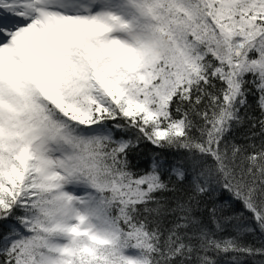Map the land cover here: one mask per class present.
<instances>
[{
  "label": "snow or ice",
  "instance_id": "obj_1",
  "mask_svg": "<svg viewBox=\"0 0 264 264\" xmlns=\"http://www.w3.org/2000/svg\"><path fill=\"white\" fill-rule=\"evenodd\" d=\"M257 230L264 0H0V264H242Z\"/></svg>",
  "mask_w": 264,
  "mask_h": 264
},
{
  "label": "trees",
  "instance_id": "obj_2",
  "mask_svg": "<svg viewBox=\"0 0 264 264\" xmlns=\"http://www.w3.org/2000/svg\"><path fill=\"white\" fill-rule=\"evenodd\" d=\"M255 114L257 116L259 115L258 112H256ZM247 135H249V130L247 125H244L234 133V138L238 143H249L250 141L246 139ZM254 142L258 145L261 142V137L256 136ZM155 151L157 150L152 149V147L148 145L142 147V150L140 152L134 153L132 157H130L134 170H146L150 164L152 153ZM163 158L169 164L175 163L179 159L178 154L173 153H165ZM165 180L169 182L171 187L174 189L173 191L165 194L169 201H175L178 198L182 199L186 197V195L188 194V186L186 184L175 180V178L171 177L169 173H166ZM213 202L218 206L223 204L224 202H228L229 210L233 215H239L241 212H243L242 205L238 204L237 202L231 201L229 194L226 192H217L210 200H206L205 204H212ZM199 214L205 222H208L209 217L204 207L199 209ZM248 215V213H244L245 217H247ZM244 223H251V221L244 220ZM225 234L235 235V233L232 232L231 229H229V231ZM241 240L243 243L253 245L257 248L264 246V236H262L258 230L255 233L242 234ZM218 259L219 264H233L230 255L221 256ZM242 264H264V256L244 257Z\"/></svg>",
  "mask_w": 264,
  "mask_h": 264
}]
</instances>
